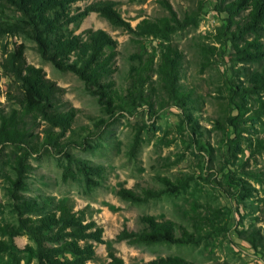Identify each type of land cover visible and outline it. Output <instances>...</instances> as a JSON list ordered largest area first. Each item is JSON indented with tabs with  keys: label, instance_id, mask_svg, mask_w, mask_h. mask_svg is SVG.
<instances>
[{
	"label": "rangeland",
	"instance_id": "obj_1",
	"mask_svg": "<svg viewBox=\"0 0 264 264\" xmlns=\"http://www.w3.org/2000/svg\"><path fill=\"white\" fill-rule=\"evenodd\" d=\"M102 1L114 2L132 30L112 26L98 13L70 29L76 35L89 29L109 34L115 44L107 52H114L115 71L108 81L126 96L131 67L142 66L149 77L145 100L108 104L97 88L43 58L22 32H6L21 16L0 1V63L23 47L27 63L61 88L64 107L78 111L76 144L65 153L27 156L25 188L18 193L50 202V208L64 200L83 212L86 222L103 228V240L94 243L95 258L88 264H108L110 253L125 264L164 257L194 264H264V88L256 77L264 61L245 62L236 51L238 39L242 47L255 38H240L237 23L245 12L233 19L218 9L217 0H80L71 11ZM166 5L188 26L168 36L139 35L136 26L142 20L172 16ZM256 36L264 45V30ZM168 43L183 53L179 83L194 93L193 110L186 114L165 99L158 84V58ZM19 91L10 70L0 66V112L15 107ZM30 126L41 137L48 129L41 119ZM23 152L18 145H0V228L18 224L10 190L17 177L15 161ZM82 165L98 169L91 175L96 185L88 187ZM161 178L181 188L164 191ZM120 189L164 192L146 202H130L118 196ZM141 216L173 223L176 237L182 238L184 230L195 242L132 245L117 240L124 229L142 230ZM0 240L10 242L1 230ZM34 246L28 236H17L12 248L0 253V264H38L28 248Z\"/></svg>",
	"mask_w": 264,
	"mask_h": 264
},
{
	"label": "trees",
	"instance_id": "obj_2",
	"mask_svg": "<svg viewBox=\"0 0 264 264\" xmlns=\"http://www.w3.org/2000/svg\"><path fill=\"white\" fill-rule=\"evenodd\" d=\"M13 8L21 19L6 30L11 34L23 33L33 40L43 58L48 59L62 72H72L87 85L97 88L98 94L107 98L108 104H117L126 99L145 100V90L149 77L142 66L131 67L130 88L122 96L115 87V82L108 81L115 69L114 52H107L114 46V41L103 30H86L76 35L70 29L90 13H98L112 26L132 30L115 9V3L102 1L87 6L82 12L72 13L71 7L80 0H0ZM218 9L228 12L233 19L245 12L239 21L240 38L247 34L255 35L252 41L245 40L242 47L238 39L236 51L245 62L264 61V45L257 38L260 29L264 30V0H217ZM165 5V4H164ZM170 18L157 21L142 20L136 31L139 35L168 36L188 26L189 23L178 20L169 5ZM242 35V36H241ZM183 53L173 44H166L158 58L156 75L161 93L165 99L178 107L184 114L193 110V91L185 89L180 83V71ZM0 66L10 70L16 83L20 86L15 98V107L9 112H0V145H18L23 154L15 161L17 177L12 181L10 190L18 215L17 225H5L0 230L9 237V241L0 240V253L9 251L13 239L26 235L34 243L29 248L30 254L38 264H88L95 258L94 243H101L104 230L95 222H86L83 212L73 211L69 205L60 200L53 207L49 203H39L31 197L20 195L25 188V175L28 165L24 163L27 156L44 153H65L66 147L76 144L73 126L77 110L64 107L62 90L56 83L47 78L46 73L27 63L23 47L9 54ZM258 83L264 88V68L256 74ZM126 98V99H125ZM186 116V115H185ZM41 119L48 125L43 135L34 134L30 124ZM58 129L59 131H55ZM67 136V133H69ZM263 144V143H262ZM264 146V144H263ZM69 156V155H68ZM88 187L96 185L91 175L99 173L97 168L82 165ZM71 171L67 167L64 178ZM90 172V173H89ZM164 191L175 192L181 185L161 178ZM163 190H145L137 194L129 189H120L118 196L130 202H146L162 195ZM139 222L142 230L124 229L117 240L129 244L195 242L193 235L182 232V238L174 234V224L156 220L153 216H141ZM108 264H125L124 260L110 253ZM143 264H194L181 258L164 257Z\"/></svg>",
	"mask_w": 264,
	"mask_h": 264
}]
</instances>
